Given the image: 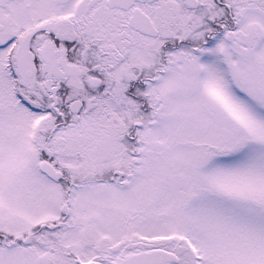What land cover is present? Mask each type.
Wrapping results in <instances>:
<instances>
[{
  "label": "snow or ice",
  "instance_id": "1",
  "mask_svg": "<svg viewBox=\"0 0 264 264\" xmlns=\"http://www.w3.org/2000/svg\"><path fill=\"white\" fill-rule=\"evenodd\" d=\"M0 264H264V0H0Z\"/></svg>",
  "mask_w": 264,
  "mask_h": 264
}]
</instances>
